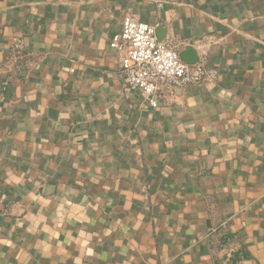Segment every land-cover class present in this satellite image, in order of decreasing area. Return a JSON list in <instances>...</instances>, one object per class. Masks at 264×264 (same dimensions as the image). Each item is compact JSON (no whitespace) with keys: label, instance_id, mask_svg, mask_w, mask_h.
<instances>
[{"label":"crops","instance_id":"1","mask_svg":"<svg viewBox=\"0 0 264 264\" xmlns=\"http://www.w3.org/2000/svg\"><path fill=\"white\" fill-rule=\"evenodd\" d=\"M126 14L215 79L124 91ZM0 264H264V0H0Z\"/></svg>","mask_w":264,"mask_h":264},{"label":"built area","instance_id":"2","mask_svg":"<svg viewBox=\"0 0 264 264\" xmlns=\"http://www.w3.org/2000/svg\"><path fill=\"white\" fill-rule=\"evenodd\" d=\"M109 46L116 52L122 89L140 91L152 108L159 107L166 92L215 79L205 60L186 62L173 42L158 40L155 27L128 14Z\"/></svg>","mask_w":264,"mask_h":264},{"label":"water","instance_id":"3","mask_svg":"<svg viewBox=\"0 0 264 264\" xmlns=\"http://www.w3.org/2000/svg\"><path fill=\"white\" fill-rule=\"evenodd\" d=\"M157 38L160 42L165 39V30L163 28L156 29ZM182 58L189 63H195L198 61V55L194 50H186L181 54Z\"/></svg>","mask_w":264,"mask_h":264}]
</instances>
